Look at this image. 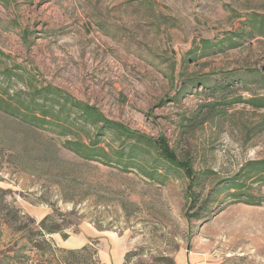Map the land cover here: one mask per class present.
I'll return each mask as SVG.
<instances>
[{
    "label": "rangeland",
    "instance_id": "1",
    "mask_svg": "<svg viewBox=\"0 0 264 264\" xmlns=\"http://www.w3.org/2000/svg\"><path fill=\"white\" fill-rule=\"evenodd\" d=\"M49 216L125 264H264V0H0V264H57Z\"/></svg>",
    "mask_w": 264,
    "mask_h": 264
},
{
    "label": "trees",
    "instance_id": "2",
    "mask_svg": "<svg viewBox=\"0 0 264 264\" xmlns=\"http://www.w3.org/2000/svg\"><path fill=\"white\" fill-rule=\"evenodd\" d=\"M73 107L77 108L78 111L81 113V117L86 122H93V123H105L107 126L115 129V127H118L117 124H113L108 122L107 120L101 118V116L97 113V111L89 107L88 105H82L79 103L71 102ZM45 114V112H43ZM41 122L46 123L44 120H41ZM121 126H119L120 128ZM117 130V129H116ZM156 150L160 153V155L169 163L183 169L188 176L189 179L195 178L194 171L192 168V165L190 162L184 160H179L176 153L170 150V148L162 143L160 145L155 144ZM74 150L77 153H80V151L77 148H74ZM96 151L94 148H89L86 153H81V155L87 159H93L97 154H95ZM107 157L109 156L107 153L105 154ZM117 157L122 158L126 157L128 158L126 166H135V162H133V154L132 152L130 154H124L116 152L115 154ZM17 217L12 218V221L15 223ZM51 216L49 218L44 219L42 222L39 223V231L37 232L36 236L43 238L46 235L54 234L60 231V226L53 224L52 226L48 225V221H50ZM52 220V219H51ZM21 228H18L20 230ZM45 245L49 246V243L45 242ZM37 247V246H35ZM46 249V248H45ZM62 256L61 259L58 260L57 264H99L97 261V253L96 251L91 248L90 246L84 247L81 250H75V251H67L62 250ZM173 264V263H172Z\"/></svg>",
    "mask_w": 264,
    "mask_h": 264
},
{
    "label": "crops",
    "instance_id": "3",
    "mask_svg": "<svg viewBox=\"0 0 264 264\" xmlns=\"http://www.w3.org/2000/svg\"><path fill=\"white\" fill-rule=\"evenodd\" d=\"M101 233L93 227L85 226L80 234H71L64 240L61 235L53 234L51 238L62 250L75 251L89 246L91 240H98L100 250L98 252L99 264H125L127 250L119 238L102 237ZM197 257V256H196ZM187 264H201L197 258L186 259Z\"/></svg>",
    "mask_w": 264,
    "mask_h": 264
}]
</instances>
